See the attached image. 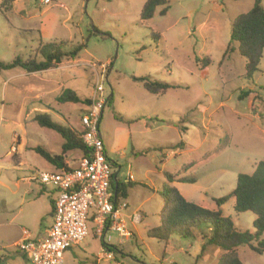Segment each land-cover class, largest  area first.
I'll return each instance as SVG.
<instances>
[{"label":"rangeland","instance_id":"obj_1","mask_svg":"<svg viewBox=\"0 0 264 264\" xmlns=\"http://www.w3.org/2000/svg\"><path fill=\"white\" fill-rule=\"evenodd\" d=\"M3 1L0 62L18 56L40 60L36 53L40 41L64 42L67 50L86 47L76 59H65L47 71L14 69L0 74V220L15 210L20 196L31 198L24 195L29 184L21 180L47 165L25 148L21 167L13 168L8 153L19 148L17 137L29 146L39 144L59 152L61 136L40 127L34 115L48 110L55 122L82 131L88 104L61 103L59 97L71 90L91 100L94 87L102 82L105 95L113 96L101 123L111 148L123 152L128 129L134 132L135 150L128 144L120 161L122 172L130 170L137 181L129 192V212L140 211L143 220L128 225L132 237L109 233L111 248L117 246L123 254L98 261L101 248L90 237L65 253L64 264H217L220 249L209 246L201 253L204 238L210 235L207 226L192 230L190 237L173 236L167 242L149 237L148 232L160 225L159 192L164 185L175 187L190 202L217 210L214 200L228 197L238 176L252 174L264 161V57L260 71L249 79L246 59L237 51L226 52L233 21L249 12L255 0H168L167 14L161 16L158 8L148 21L140 18L148 0H16L2 6ZM206 59L211 63L204 67ZM132 77L181 86L156 96ZM114 113L134 120L133 124L118 121ZM181 141L183 147L175 148ZM165 172L195 182L170 184ZM17 182L21 190L15 196ZM234 204L230 199L222 206L223 216L240 230L254 232L255 215L237 213ZM15 240L11 228L0 227V255L16 252L2 264H27L13 246ZM238 254L243 264H264V254L248 246L239 247Z\"/></svg>","mask_w":264,"mask_h":264},{"label":"trees","instance_id":"obj_2","mask_svg":"<svg viewBox=\"0 0 264 264\" xmlns=\"http://www.w3.org/2000/svg\"><path fill=\"white\" fill-rule=\"evenodd\" d=\"M16 0H4L3 5H11ZM263 0H255L253 8L242 15H239L232 23L231 40L226 52L237 51L240 56L246 59V73L249 79L260 71V64L264 57V7ZM158 8H162L160 15L167 14L169 6L168 0H148L142 8L140 18L142 21L151 20ZM62 43H47L40 41L36 58L23 60L19 56L12 62H0V74L3 71L21 69L28 73H38L56 68L62 64L65 59L74 60L79 53L86 47L85 44L78 45L69 50ZM233 44L235 46L233 47ZM225 52V53H226ZM204 67L211 63L210 59L203 61ZM134 82L141 83L143 88L150 94L161 96L170 89L179 88L181 85L158 81L150 77H132ZM113 99L111 95L107 99L109 105ZM61 103H85L91 104L90 99H82L74 91L66 90L59 97ZM114 117L120 122L133 124L134 120H125L121 115L114 113ZM34 121L43 128L55 131L63 139L61 154L55 155L44 149L36 147L33 149L46 162L55 166L57 169H67L64 164V158L68 152L79 150L83 157L89 155V150L82 141L84 131H78L71 125H64L52 120L48 113L36 112ZM185 133V128H181ZM183 147L181 141L175 148ZM173 149L174 146H169ZM162 149V148H159ZM165 178L170 183L187 182L194 183L195 179L182 178L179 174L173 175L165 172ZM112 185L114 201L118 203L120 199H126L129 190L134 187V183L118 182L117 187ZM163 200V208L159 214L160 225L148 232V236L159 241L167 242L173 236L190 237L192 230L207 226L210 235L206 236L202 255L207 247L212 246L220 249L223 253L219 257L217 264H243L238 248L248 246L257 254H264V161L259 162L252 174H240L237 179L235 189L228 197L215 199L217 210H209L200 205L186 200L180 192L172 186L164 185L159 192ZM230 199H234V209L237 213L251 212L255 215L253 223L254 232L240 230L237 228L231 218L223 216L222 206ZM54 209V207H53ZM108 250L116 253H122L117 246L106 247Z\"/></svg>","mask_w":264,"mask_h":264},{"label":"built area","instance_id":"obj_3","mask_svg":"<svg viewBox=\"0 0 264 264\" xmlns=\"http://www.w3.org/2000/svg\"><path fill=\"white\" fill-rule=\"evenodd\" d=\"M46 3H50L46 0ZM91 104L81 118L84 133L81 138L89 150L76 168H63L57 172L38 171L31 179L42 187L57 193L54 201L53 222L43 239H32L23 231L15 245L31 264H64L65 253L79 246L93 230L102 243L99 259H114L108 250L110 232L121 237H132L128 225L141 223V213L129 212L125 199L114 201L111 180L112 165L100 133V122L107 98L102 82L94 87ZM133 177L128 174V181ZM93 225V228L91 226Z\"/></svg>","mask_w":264,"mask_h":264},{"label":"crops","instance_id":"obj_4","mask_svg":"<svg viewBox=\"0 0 264 264\" xmlns=\"http://www.w3.org/2000/svg\"><path fill=\"white\" fill-rule=\"evenodd\" d=\"M46 26H47L46 24L43 25V30H44L43 32L47 31ZM110 96H108V97L106 96V98L108 99ZM42 112L48 113L51 116V114H50L51 112H49L48 110H44ZM104 112H105V109H104ZM104 112H103V116H102L101 122H100V133H101V136H102L104 144H105L107 158H108L109 162L111 163L112 169L114 172L113 176H112L111 184H113V186L117 187L118 182L128 183V174H131L133 177L131 182L134 184H137V181L134 178V176L130 170H128V172H125V173L122 172L123 166H122V162L120 161V159L124 160L126 157V150L129 147L128 144H131V150L132 151L135 150V145H134V141H133V133L134 132L132 129L129 128L128 132L126 134V136L128 137V141H126L125 144H123V146H122L123 152L119 153V152L115 151V149L111 148L109 141L105 138V133L101 130V123L103 121ZM57 123H60V122H57ZM68 125H71V124H68ZM81 126H82V124H81ZM72 127H74V126H72ZM82 131H83V126H82ZM17 139H19V143H18L19 148L13 147L11 149V151L8 153V157H9L8 159H9V161L12 160L13 168H15V169H18L21 167L22 153H23V150L25 148H27V149L29 148L30 150L34 151L33 149H35L36 147H41L39 144L29 146V144H27L26 140L22 141L20 137H17ZM62 144H63V142L59 143V145L61 147H62ZM49 152H51V151H49ZM51 153L55 154V155H59V154H61V149L59 152H51ZM16 155L18 156V160L14 161L13 157H15ZM82 157H83V154L81 151H79V150L70 151L65 156L63 162L67 166V168H76ZM45 168L46 169H44V171H48V172H57L60 170V169H57L55 166L49 164L48 162H47V165ZM122 175H123V179L120 178V177H122ZM21 181L29 184V186H30L29 190H26L24 195L27 194L29 197L31 196V198L29 200H27V199H25L24 196H20L19 201L15 205V210H13L11 213L4 216L0 220V222H1L0 227H7L8 229L11 228L13 230V232H15L16 240L13 243L14 247L22 239L24 230H26L30 233V236L32 239H43L46 237L47 230L49 229V227L52 225V222H53V207H54V201L56 200V197H57L56 191H54L51 188L42 187L37 182L33 181L31 179V177H25ZM33 183L36 184L35 187H32ZM131 189H133V187ZM20 190H21V184L17 182L15 184V189L13 191V194L15 196H17L18 193L20 192ZM130 190H129V192H130ZM129 192H128L127 198L125 199L126 201L129 198ZM127 203H128V201H127ZM128 206H129V211H130L129 203H128ZM91 228H93V225L91 226ZM90 237L92 238V240L99 242L100 248L102 249V243L95 236L93 230L90 232V234L85 239V241H83L79 246H76V247H80L83 243L87 242V239ZM109 247H111V246L109 245ZM73 248H75V247H73ZM73 248H71L70 250H73ZM16 251L27 264H31V262L28 260V258L24 254L19 252L17 250V248H16ZM15 253L13 254V253L2 252V254L0 255V264H2L3 261H7L8 259H13ZM113 254H114V252H113ZM114 258H115V254H114ZM97 260L98 261L101 260V259H99V256H98ZM17 264H20V263H17Z\"/></svg>","mask_w":264,"mask_h":264}]
</instances>
